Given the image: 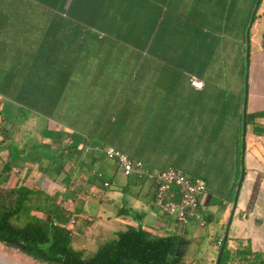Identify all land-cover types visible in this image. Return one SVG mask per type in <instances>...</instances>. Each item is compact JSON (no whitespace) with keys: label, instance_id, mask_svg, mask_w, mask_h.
<instances>
[{"label":"crops","instance_id":"obj_1","mask_svg":"<svg viewBox=\"0 0 264 264\" xmlns=\"http://www.w3.org/2000/svg\"><path fill=\"white\" fill-rule=\"evenodd\" d=\"M115 1L132 8L130 23L114 14L93 15L88 28L82 17L52 15L36 0H0V96L5 88L12 102L26 104L30 114L23 125L42 129L39 147L45 152L57 153L64 144L44 136H74L79 142L70 179L45 173L49 190H55L49 193L65 195L69 208L77 210L81 239L74 248L87 258L107 243L103 240L137 228L140 223L127 209L144 215L141 225L153 236L189 240L190 257L182 259L187 264L214 261L218 241L225 238L232 253L264 256V233L253 230L264 226L254 208L264 189V44L251 54L246 110L247 75L244 79L241 64L222 60L241 55L244 23L257 0ZM179 16L207 27L184 24ZM258 21L264 25V11ZM149 36L156 38L154 47H136ZM191 78L204 87L195 89ZM23 133L0 140L2 168L11 147L26 154L38 148L28 146ZM106 147L155 173L174 167L204 179L200 214L207 225L195 220L182 225L163 215L153 202V183L125 176L105 157ZM26 157L12 174L18 173L17 184L37 188L20 179L32 166ZM69 180L71 189L65 185ZM91 199L99 201L96 216L89 213ZM205 242L209 246L198 259Z\"/></svg>","mask_w":264,"mask_h":264},{"label":"trees","instance_id":"obj_2","mask_svg":"<svg viewBox=\"0 0 264 264\" xmlns=\"http://www.w3.org/2000/svg\"><path fill=\"white\" fill-rule=\"evenodd\" d=\"M36 1L42 3L44 9L49 10L52 15H65L72 19L82 17L84 25L88 28L93 25L91 22L93 15H102L103 18H106L108 14H114L126 18L128 20L126 23H130L129 12L132 8L124 6L122 1L73 0L68 10L65 9V6L69 0ZM257 2L258 0L255 5ZM255 5L250 10L247 22L244 23L241 55L222 59L228 64H241L244 79L252 64L251 54L249 58L246 56L245 38ZM178 19L184 24H192L201 29L207 27L203 22H197L191 18L179 16ZM114 29L111 31L117 32V29ZM135 29L137 28L134 27L132 30ZM144 40L145 44L136 45V47L155 46L156 38L151 40V36H149ZM130 42L132 46H135L137 40L132 37ZM10 124L14 125L13 122ZM1 127L0 133L4 143L10 140L11 128ZM68 137V135L58 134L43 137L63 142L64 145L54 154L45 152L41 146V148L31 149L26 154L25 150H18L10 145L8 160L0 169V244L17 250L39 264H187L178 255L181 244L180 237L175 235L153 236L141 225L144 215L127 209H124L127 216L139 222L140 225L137 228L128 227L127 230L117 233L115 240L101 245L94 254L86 258L81 251L74 248L77 234L74 237L72 231L67 229L72 217L76 216L77 210L69 208L65 195L50 194L45 186L33 188L24 184H15L6 187L3 184L5 178L15 171L16 165L24 155H27L25 162L37 165L42 172L49 174L48 171H52L59 175L64 173L70 179L68 174L74 170L75 161L80 152L79 142H75L74 136L71 140H68ZM45 161L52 166H45ZM65 185L67 189H71L72 183L69 180ZM220 251H222L220 264H231L233 261L241 264H264L262 254H254L249 258L241 257L237 252L232 253L228 248V241L224 239L219 247V253Z\"/></svg>","mask_w":264,"mask_h":264},{"label":"rangeland","instance_id":"obj_3","mask_svg":"<svg viewBox=\"0 0 264 264\" xmlns=\"http://www.w3.org/2000/svg\"><path fill=\"white\" fill-rule=\"evenodd\" d=\"M263 0H258L254 11L257 7V12H256V20H254L253 24L251 25V20L253 18V14L251 16L250 19V23H249V30L247 31L246 34V56L249 58L248 53H247V49H248V44H247V35H250V45H249V53L253 54L254 51L259 48L260 44H264V25H260L258 18L259 16L262 14V12L264 11V3H262ZM253 11V13H254ZM249 63L247 62V65ZM248 73V71H247ZM246 73V75H247ZM3 92L6 93L3 97L0 96V127H10L11 128V133L10 136H12V138L14 137L13 134L17 133L19 130H21V132L24 131L23 133V138H27L28 140V146H38L39 147V142L41 140V136H40V132H41V128H38L36 124L31 123L30 125H23L25 124V122H27V120L25 119V117H27V115H29L30 113L28 112V108L26 107L25 104H17L11 101V95L10 93H8L7 89H3ZM15 112L20 116L19 119H12V113L15 114ZM4 118V120H2ZM38 122H43V119L37 120ZM14 123V125L10 124V123ZM12 125V126H11ZM1 127V128H2ZM31 130L26 132V128H28ZM12 134V135H11ZM3 139L2 134L0 133V140ZM1 144V143H0ZM13 146H17V143ZM15 148V147H14ZM2 162L4 163V161L2 159H0V169L2 168ZM21 164H24V161L21 162ZM30 164V163H29ZM32 166H26L27 168H29V170H25L22 173V177L20 178L21 181H23L24 183H27L29 185L32 186H45L47 188L48 191L50 185L52 184L49 181V177L46 176V174L44 172H42L41 170L38 169L37 165H33ZM17 174V175H16ZM19 175L18 173L15 174H9L5 180H4V185L6 187L12 186L17 184V179H18ZM72 188L74 187V184L71 186ZM56 188V187H55ZM50 192H55V190L50 191ZM95 205L99 204V201H96L95 199H91V201H89V205H90V210L89 213H91V215L96 216L97 215V210L96 207H94ZM255 211H257L258 213L261 214V216H263L264 218V189L261 191L259 198L256 200V204H255ZM88 212V211H87ZM253 220H255V217L253 218ZM192 223H190L189 225H191ZM76 226H78L76 224ZM255 232H259L264 233V226L260 227V228H256L253 229ZM75 232L77 234V227H75ZM81 237H79V235L76 236L75 242H80ZM106 239V238H104ZM110 240H103L102 243L104 242H109ZM204 246H198V250L197 253L198 254V259L202 258V253L203 251H205V247L209 246L208 242H205L203 244ZM94 247V246H93ZM92 246L90 247L91 249L93 248ZM219 247V246H218ZM179 257L181 259H185L190 257V242L189 240H182L181 244H180V248H179V253H178ZM215 256H213L214 261L209 262V264H215L216 259H217V255L214 254ZM0 262L3 264H39L38 262L32 260L31 258L22 255L20 252H18L17 250L13 249V248H9L6 247L2 244H0Z\"/></svg>","mask_w":264,"mask_h":264},{"label":"built area","instance_id":"obj_4","mask_svg":"<svg viewBox=\"0 0 264 264\" xmlns=\"http://www.w3.org/2000/svg\"><path fill=\"white\" fill-rule=\"evenodd\" d=\"M191 85L201 90L203 82L191 78ZM107 160L113 161L125 176L134 175L139 179H146L154 185L153 202L155 207L165 216L174 219L177 223L185 225L191 220L197 221L201 226L207 222L200 214V197L206 192L207 185L200 177L188 176L174 167L155 173L148 169L143 162L130 158L126 153L112 147L103 149ZM105 188L109 183L104 184ZM95 196L94 193H92ZM77 223L76 216L72 217L67 229L76 236L74 227ZM223 239L218 241L220 247Z\"/></svg>","mask_w":264,"mask_h":264},{"label":"water","instance_id":"obj_5","mask_svg":"<svg viewBox=\"0 0 264 264\" xmlns=\"http://www.w3.org/2000/svg\"><path fill=\"white\" fill-rule=\"evenodd\" d=\"M71 2H72V0H69V1H68L67 6H66V9H69V7H70V5H71ZM256 12H257V7H256V9H255V11H254V13H253V18H252V20H251V25L253 24V22H254V20H255ZM247 44H248L247 53H248V56H249V55H250V53H249L250 35H249V34L247 35ZM247 99H248V74H247V77H246V102H245V110H246V105H247ZM243 178H244V176H242V180H243ZM242 180H241V183H240V185H239V188L241 187ZM237 200H238V199L236 198L234 208H236ZM226 239H227V238H225V240H226ZM221 256H222V251H220V253H219V256H218V258H217V260H216V264H220ZM0 264H3V263H0Z\"/></svg>","mask_w":264,"mask_h":264},{"label":"bare ground","instance_id":"obj_6","mask_svg":"<svg viewBox=\"0 0 264 264\" xmlns=\"http://www.w3.org/2000/svg\"><path fill=\"white\" fill-rule=\"evenodd\" d=\"M1 263V262H0Z\"/></svg>","mask_w":264,"mask_h":264}]
</instances>
